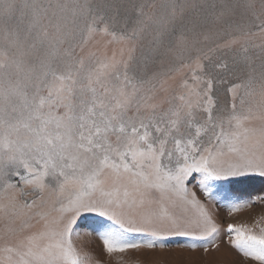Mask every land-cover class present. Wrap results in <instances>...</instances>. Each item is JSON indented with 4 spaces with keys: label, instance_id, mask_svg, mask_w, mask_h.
<instances>
[{
    "label": "snow or ice",
    "instance_id": "snow-or-ice-1",
    "mask_svg": "<svg viewBox=\"0 0 264 264\" xmlns=\"http://www.w3.org/2000/svg\"><path fill=\"white\" fill-rule=\"evenodd\" d=\"M255 177L264 0H0V264H105L83 213L110 222L119 264L170 238L206 249L220 225L205 200L264 201L229 194ZM225 232L264 264V216Z\"/></svg>",
    "mask_w": 264,
    "mask_h": 264
},
{
    "label": "rangeland",
    "instance_id": "rangeland-1",
    "mask_svg": "<svg viewBox=\"0 0 264 264\" xmlns=\"http://www.w3.org/2000/svg\"><path fill=\"white\" fill-rule=\"evenodd\" d=\"M230 85L218 86L221 93ZM198 174H194L188 186L197 191L203 200V194L199 191L197 181ZM230 187V195L240 197L243 200H255L259 195H264V178H251ZM209 208L214 212L220 232L215 245L209 244L207 248L199 247L191 249L184 247V238H170L166 241V247L155 249H143L129 252L124 255V260L130 264H253L245 258L236 248L228 242L225 232L227 223H247L251 225L256 219L264 216V201L256 200L241 207L238 211L229 212L225 202L216 200H205ZM110 224L106 218L98 217L94 213H83L75 225L77 233L90 240L95 254L105 261V264H119L120 254L108 256L102 250V241L99 232ZM129 239H138V234H128Z\"/></svg>",
    "mask_w": 264,
    "mask_h": 264
}]
</instances>
